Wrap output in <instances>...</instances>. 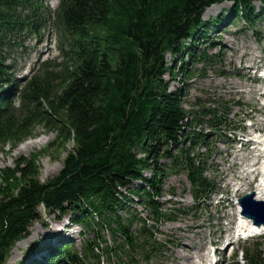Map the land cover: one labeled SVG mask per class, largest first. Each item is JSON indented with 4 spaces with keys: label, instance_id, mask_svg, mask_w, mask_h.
<instances>
[{
    "label": "trees",
    "instance_id": "obj_1",
    "mask_svg": "<svg viewBox=\"0 0 264 264\" xmlns=\"http://www.w3.org/2000/svg\"><path fill=\"white\" fill-rule=\"evenodd\" d=\"M224 1L228 10L203 20L207 8ZM46 2L0 0V153L38 127L73 149L44 183L27 159L0 171V264L41 221L40 206L80 226V250L63 241L34 243L31 258L17 264L147 263L161 244L154 225L128 212L130 197L155 223L171 220L159 199L162 180L174 173L185 175L194 205L205 204L218 191L206 176L212 137L238 129L227 101L205 107L197 99L186 110L182 89L169 91L165 77L187 80L189 65L211 67L218 56L206 54L215 48L210 30L240 20L253 31L264 22V0H59L54 11ZM49 23L61 61L39 63L22 81L12 50ZM247 244L235 256L264 264V236Z\"/></svg>",
    "mask_w": 264,
    "mask_h": 264
},
{
    "label": "rangeland",
    "instance_id": "obj_2",
    "mask_svg": "<svg viewBox=\"0 0 264 264\" xmlns=\"http://www.w3.org/2000/svg\"><path fill=\"white\" fill-rule=\"evenodd\" d=\"M58 4L59 0L46 2L51 11ZM254 4L259 6L258 2ZM230 7L231 3L226 1L214 4L204 11L202 18L204 21L215 20ZM253 29L235 20L218 27L216 31L210 30L208 41L214 43L215 48L210 47L206 54H217L213 65L206 68L202 64L189 65L193 75L187 80L181 73L174 80L165 77L169 91L182 89V105L186 110L192 109V103L197 99L205 107L227 101L232 107L231 117L238 129L212 137L206 176L215 181L218 191L205 204L194 205L185 175L174 173L162 180V196L159 199L171 220L161 219L155 223L143 205L135 197H130L131 210L128 212L147 219L148 225H154L156 241L161 244L160 255H153L147 263L137 258L138 264H232L235 261L244 264L240 253L237 256L235 253L240 252L242 247H248L247 243H254L256 238L264 236V233H239L236 227L243 223L237 215L238 199L248 193L259 192L260 177L256 172L253 175L250 172L260 165L254 164L259 152L253 139L257 140L264 134V102L259 98L263 83L256 79L258 74L255 73L256 66H264V22L257 23ZM11 57L14 73L22 81L31 77L39 63L45 60L59 63L61 59L51 23L38 35L28 37L22 47L15 46ZM166 62L171 63L169 55ZM180 63L177 67L181 66ZM253 127L258 131L255 132ZM202 129L210 131L207 126H202ZM55 136L54 132L38 127L32 137L15 147L6 145L0 153V171L12 169L16 161L27 159L38 167L37 179L41 183L56 177L73 144L57 143ZM200 152L208 155L204 149ZM38 211L41 221L32 224L29 235L14 245L5 264L28 261L31 258L29 248L34 243L44 248L58 246L59 241H63L80 250V226L69 225V216L57 217L42 206ZM136 228L134 223L132 229ZM106 239L109 240V237L106 236Z\"/></svg>",
    "mask_w": 264,
    "mask_h": 264
},
{
    "label": "bare ground",
    "instance_id": "obj_3",
    "mask_svg": "<svg viewBox=\"0 0 264 264\" xmlns=\"http://www.w3.org/2000/svg\"><path fill=\"white\" fill-rule=\"evenodd\" d=\"M264 67V66H263ZM263 67H258L256 66L257 69H261ZM264 96V93L261 94V97ZM254 131H258L256 130V128H254ZM260 130V129H259ZM262 130V129H261ZM263 132V131H262ZM253 142L254 144L257 145V149H258V154L256 155V161L254 164H260L254 171L252 170L250 172V174L253 175L254 172L257 173V175L260 177V180L258 182V193L255 192V198L257 199H264V134L259 137L257 140H254L253 139ZM39 143V142H38ZM31 143H29L28 145H30ZM256 166V165H255ZM249 174V173H248ZM246 179L248 177H245ZM243 189V188H242ZM241 189V190H242ZM240 190V189H239ZM238 190V191H239ZM246 189H244L243 191H245ZM239 207V206H238ZM237 215L239 216L240 219H242V224L238 225V228H239V231L241 232H244L246 234V232L249 233L250 232H254V233H258V234H261V233H264V226L260 227V228H257V227H254L251 225L250 221L244 219L241 214H240V210L238 208L237 210ZM200 264V263H199ZM213 264V263H212Z\"/></svg>",
    "mask_w": 264,
    "mask_h": 264
},
{
    "label": "water",
    "instance_id": "obj_4",
    "mask_svg": "<svg viewBox=\"0 0 264 264\" xmlns=\"http://www.w3.org/2000/svg\"><path fill=\"white\" fill-rule=\"evenodd\" d=\"M254 193H249L238 199L241 216L257 228L264 226V199L256 200Z\"/></svg>",
    "mask_w": 264,
    "mask_h": 264
}]
</instances>
